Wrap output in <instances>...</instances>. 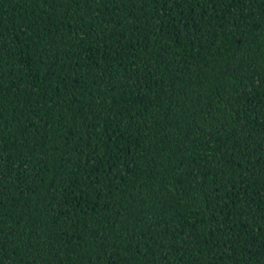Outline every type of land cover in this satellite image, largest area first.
<instances>
[{
  "label": "trees",
  "instance_id": "trees-1",
  "mask_svg": "<svg viewBox=\"0 0 264 264\" xmlns=\"http://www.w3.org/2000/svg\"><path fill=\"white\" fill-rule=\"evenodd\" d=\"M0 264H264V0H0Z\"/></svg>",
  "mask_w": 264,
  "mask_h": 264
}]
</instances>
